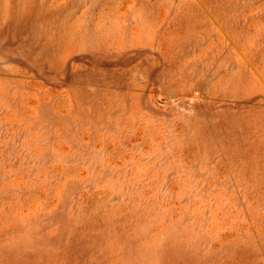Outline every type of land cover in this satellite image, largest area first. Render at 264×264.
<instances>
[{"label":"rangeland","instance_id":"obj_1","mask_svg":"<svg viewBox=\"0 0 264 264\" xmlns=\"http://www.w3.org/2000/svg\"><path fill=\"white\" fill-rule=\"evenodd\" d=\"M0 264H264V0H0Z\"/></svg>","mask_w":264,"mask_h":264}]
</instances>
